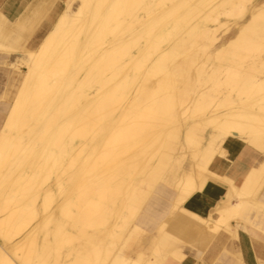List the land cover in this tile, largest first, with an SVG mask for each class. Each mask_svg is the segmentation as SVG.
<instances>
[{
    "label": "bare ground",
    "instance_id": "6f19581e",
    "mask_svg": "<svg viewBox=\"0 0 264 264\" xmlns=\"http://www.w3.org/2000/svg\"><path fill=\"white\" fill-rule=\"evenodd\" d=\"M64 4L34 49L0 44V264H182L232 222L264 233V0ZM231 140L263 154L242 187L210 169Z\"/></svg>",
    "mask_w": 264,
    "mask_h": 264
},
{
    "label": "crops",
    "instance_id": "0c3cea01",
    "mask_svg": "<svg viewBox=\"0 0 264 264\" xmlns=\"http://www.w3.org/2000/svg\"><path fill=\"white\" fill-rule=\"evenodd\" d=\"M61 5L62 0H0V44L15 50L20 47L34 49L38 35L49 29L61 11ZM15 78L10 67H0V124L4 118V90L11 89ZM227 150V157H216L210 169L220 178H229L235 185L242 187L263 154L235 140L229 141ZM226 192L227 188L222 182L208 181L201 191L188 198L187 208L207 217L219 205ZM256 196L264 202V182ZM232 226L236 238L226 239L221 231L213 245L204 249L203 258L188 257L182 264H264L263 231L242 228L234 222Z\"/></svg>",
    "mask_w": 264,
    "mask_h": 264
},
{
    "label": "rangeland",
    "instance_id": "374dc122",
    "mask_svg": "<svg viewBox=\"0 0 264 264\" xmlns=\"http://www.w3.org/2000/svg\"><path fill=\"white\" fill-rule=\"evenodd\" d=\"M62 3H63V5H65L64 4V0H62ZM6 62V64L7 65H9V64H11L10 62H8V61H5ZM9 67V66H8ZM23 69V68H22ZM16 79H15V81H14V83L12 84V87H11V89H5L4 90V95L6 96H8V95H10L11 94V96L16 92Z\"/></svg>",
    "mask_w": 264,
    "mask_h": 264
}]
</instances>
